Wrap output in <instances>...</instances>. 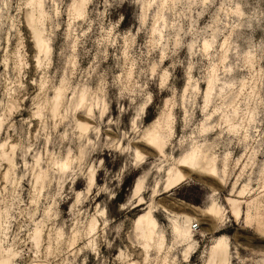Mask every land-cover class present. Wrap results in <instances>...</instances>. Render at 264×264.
Returning <instances> with one entry per match:
<instances>
[{"label":"rangeland","instance_id":"374dc122","mask_svg":"<svg viewBox=\"0 0 264 264\" xmlns=\"http://www.w3.org/2000/svg\"><path fill=\"white\" fill-rule=\"evenodd\" d=\"M193 141L221 176L166 191ZM222 238L225 264H264V0H0V264H220Z\"/></svg>","mask_w":264,"mask_h":264},{"label":"bare ground","instance_id":"6f19581e","mask_svg":"<svg viewBox=\"0 0 264 264\" xmlns=\"http://www.w3.org/2000/svg\"><path fill=\"white\" fill-rule=\"evenodd\" d=\"M37 43L41 49L50 47V45H48L47 43L42 42L41 35L39 34V32L37 33ZM210 94H211V88L208 89L206 93L207 98L210 97ZM233 118H234L233 113H228L224 117L225 121L227 122V125L229 124L230 129L234 127V125H231V121L233 120ZM162 123L163 122L161 118L156 120L152 128L147 130L145 134V139L153 147L155 146L161 151H164L166 145L165 144L166 134L164 128L166 127L163 128ZM81 125L82 127L87 128V125L85 124H81ZM208 128L211 129V127ZM137 157L142 158L143 155L140 152H138ZM68 162H70V160H68ZM67 163L64 162V165H67ZM179 165L180 167H174L169 171L166 191L171 190L177 184H179L180 182L186 179L185 170H190L192 172H201L203 174L216 176V177H220L222 174V170L220 169V166L217 163V156L215 153H213L212 148L209 147L207 144H205L204 146H200L197 142H194L190 151L179 160ZM141 182L142 179L137 180L138 185ZM246 190L247 188L244 187L240 193L244 194ZM228 202L230 203L233 211L235 212L237 219H240L242 214L240 207L241 201L236 198H229ZM206 211L208 214L215 217H217L222 212V205L220 203V200L216 198L214 194H212L211 203L206 208ZM172 220L174 223V229L179 234L177 239L179 242H185L188 245L186 250V255H189L192 247V241H191V234L193 233L192 229L196 230L194 221H192L190 215H182V216L175 215L172 218ZM135 223H136V228L139 231L138 236L144 240L146 245H151L153 242H156L157 247L159 248H162L165 245V235L159 232L158 229L159 223L152 214L151 210L148 211L146 214L139 215L136 218ZM228 250H229V245L223 238L220 239L219 242H217L216 244L212 245V253L220 255V264H225L226 261L228 260Z\"/></svg>","mask_w":264,"mask_h":264}]
</instances>
